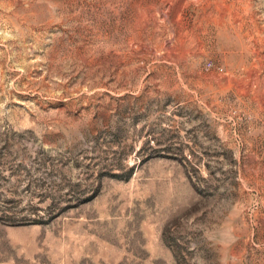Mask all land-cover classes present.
I'll list each match as a JSON object with an SVG mask.
<instances>
[{
  "label": "rangeland",
  "instance_id": "obj_1",
  "mask_svg": "<svg viewBox=\"0 0 264 264\" xmlns=\"http://www.w3.org/2000/svg\"><path fill=\"white\" fill-rule=\"evenodd\" d=\"M0 264H264V0H0Z\"/></svg>",
  "mask_w": 264,
  "mask_h": 264
}]
</instances>
